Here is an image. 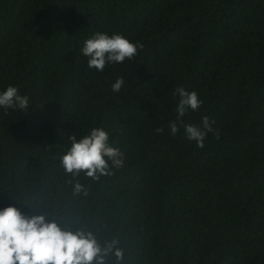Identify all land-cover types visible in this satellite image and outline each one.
I'll return each mask as SVG.
<instances>
[{"label": "trees", "instance_id": "obj_1", "mask_svg": "<svg viewBox=\"0 0 264 264\" xmlns=\"http://www.w3.org/2000/svg\"><path fill=\"white\" fill-rule=\"evenodd\" d=\"M97 32L143 49L97 72L79 51ZM9 86L29 107L0 113V209H55L118 237L124 264H264V0H0ZM177 87L202 104L172 136ZM204 117L219 139L197 148L183 125ZM96 127L124 164L73 197L59 157Z\"/></svg>", "mask_w": 264, "mask_h": 264}, {"label": "clouds", "instance_id": "obj_2", "mask_svg": "<svg viewBox=\"0 0 264 264\" xmlns=\"http://www.w3.org/2000/svg\"><path fill=\"white\" fill-rule=\"evenodd\" d=\"M142 49L143 44L132 43L123 35L97 32L84 41L79 51L87 58L89 69L102 72L108 65L132 61ZM125 83L123 77L117 78L111 91L119 94ZM174 95L178 97L176 117L168 124L172 136L180 131L182 118L202 104L195 91L188 92L183 87H177ZM28 107V96L20 95L16 87L9 86L0 92V113L15 109L27 114ZM214 124L208 117L203 118L200 126L184 124V135L197 148H203L209 133L219 139V130L212 127ZM163 131V128L155 129L157 134ZM67 138L71 144L59 157V167L72 177L65 184L71 186L73 197L88 196L90 185L80 182L81 175L85 180L99 182L123 167L124 154L109 144V133L103 128H92L79 139L75 134ZM13 204L29 212L36 209L39 214L28 215L15 206L0 209V264H124V249L118 237L101 239L86 227L74 226L75 230L65 227V216L46 206L14 201Z\"/></svg>", "mask_w": 264, "mask_h": 264}]
</instances>
